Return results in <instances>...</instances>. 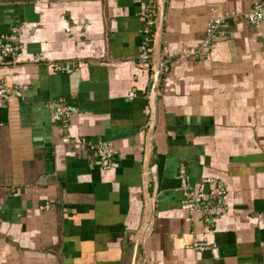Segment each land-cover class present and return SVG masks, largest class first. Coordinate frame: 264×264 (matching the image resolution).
Returning a JSON list of instances; mask_svg holds the SVG:
<instances>
[{
	"label": "crops",
	"instance_id": "crops-1",
	"mask_svg": "<svg viewBox=\"0 0 264 264\" xmlns=\"http://www.w3.org/2000/svg\"><path fill=\"white\" fill-rule=\"evenodd\" d=\"M149 1L154 52L157 0H0V39L22 29L0 66V264H264V22L244 21L254 0H164L171 64L154 83L139 58ZM214 16L220 40L182 55ZM88 143L111 146L107 169ZM181 167L224 191L211 224L181 209Z\"/></svg>",
	"mask_w": 264,
	"mask_h": 264
},
{
	"label": "built area",
	"instance_id": "built-area-1",
	"mask_svg": "<svg viewBox=\"0 0 264 264\" xmlns=\"http://www.w3.org/2000/svg\"><path fill=\"white\" fill-rule=\"evenodd\" d=\"M250 10L244 14V21L250 25H259L264 22V0H254ZM154 2L149 1L144 12L142 21L144 22L143 41L144 47L140 55V62L143 64H151L153 56V27L155 25V10ZM225 21L220 16L212 17L206 27L205 35L197 50L193 52L183 51L182 55L191 56L192 58L200 59L206 56L217 41L222 37V27ZM21 35L22 29L20 27H13L8 33L3 35L0 39V66L12 64L17 60L21 50ZM170 58L163 57L159 60L156 70L152 69L153 76H157V80L165 77L170 69ZM52 69L56 73L70 74L77 67L78 64L69 61L64 64H52ZM0 90L2 91V100H9V94L5 89V85L0 83ZM55 116L62 120L70 118V112L60 102H55L52 105ZM62 144L70 145L74 150H80L87 144L82 140H74L69 136L62 139ZM93 150H95L96 161L95 164L107 169L113 159L112 148L109 144L102 143L92 146L88 143ZM179 179L181 183V191L183 192V200L181 202V209L187 212L190 216H198L204 220L205 223L211 224L218 217L225 212L224 206L221 202H216L217 199H222L224 191L220 188L214 179H204L196 187L189 184L186 171L183 167L179 170ZM47 209V206L45 207ZM192 249L197 252H204L209 249L205 243H194Z\"/></svg>",
	"mask_w": 264,
	"mask_h": 264
},
{
	"label": "water",
	"instance_id": "water-1",
	"mask_svg": "<svg viewBox=\"0 0 264 264\" xmlns=\"http://www.w3.org/2000/svg\"><path fill=\"white\" fill-rule=\"evenodd\" d=\"M158 1V6H159V15H158V21H157V26H156V34H155V41H154V52L152 56V61H153V68L154 70L157 69L159 60H160V39H161V29H162V19H163V10H164V0H157ZM157 82V76L155 74L154 76V83ZM144 231H141V234L139 236H142V233ZM132 264H135V261H132Z\"/></svg>",
	"mask_w": 264,
	"mask_h": 264
},
{
	"label": "rangeland",
	"instance_id": "rangeland-1",
	"mask_svg": "<svg viewBox=\"0 0 264 264\" xmlns=\"http://www.w3.org/2000/svg\"><path fill=\"white\" fill-rule=\"evenodd\" d=\"M207 27V26H206Z\"/></svg>",
	"mask_w": 264,
	"mask_h": 264
}]
</instances>
